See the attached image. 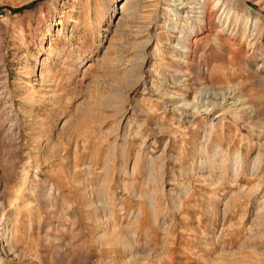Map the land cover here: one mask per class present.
Here are the masks:
<instances>
[{
  "label": "rangeland",
  "instance_id": "374dc122",
  "mask_svg": "<svg viewBox=\"0 0 264 264\" xmlns=\"http://www.w3.org/2000/svg\"><path fill=\"white\" fill-rule=\"evenodd\" d=\"M0 264H264V0H0Z\"/></svg>",
  "mask_w": 264,
  "mask_h": 264
}]
</instances>
